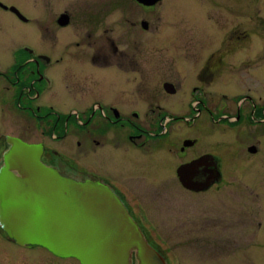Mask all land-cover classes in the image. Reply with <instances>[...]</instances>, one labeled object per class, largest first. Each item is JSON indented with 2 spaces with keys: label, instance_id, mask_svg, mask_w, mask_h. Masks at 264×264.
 Returning <instances> with one entry per match:
<instances>
[{
  "label": "flooded vegetation",
  "instance_id": "flooded-vegetation-1",
  "mask_svg": "<svg viewBox=\"0 0 264 264\" xmlns=\"http://www.w3.org/2000/svg\"><path fill=\"white\" fill-rule=\"evenodd\" d=\"M39 6L47 13L42 42L53 40L60 61L70 59L66 80L85 92L97 74H107L116 84V100L69 106L56 102L49 96L56 87L48 71L54 54L36 52L26 43L13 48L14 65L0 72V84L6 86L0 91L14 92L17 108L49 127L43 136L52 142L40 143L44 163H61L105 180L167 264H182L179 255L168 256L154 240L153 232L165 235L135 196V186L155 183L160 172L168 177L171 156L177 176L172 179L183 193L195 195L191 203L198 201L224 176L222 151L205 142L216 129L229 132L231 142L224 141L223 151L231 158L242 155L245 170L261 161L264 0H64L62 5L35 0L34 7ZM0 8L30 22L15 3L0 0ZM153 64L164 68V74H152ZM78 65L84 69L77 71ZM114 127L116 185L112 177L97 173L100 166L80 167L53 145L75 135L103 146ZM7 136L1 137V154L8 147ZM189 164H194L191 173L179 174ZM188 180L190 187L184 183ZM0 264L82 263L41 245L21 244L0 225Z\"/></svg>",
  "mask_w": 264,
  "mask_h": 264
},
{
  "label": "rangeland",
  "instance_id": "rangeland-1",
  "mask_svg": "<svg viewBox=\"0 0 264 264\" xmlns=\"http://www.w3.org/2000/svg\"><path fill=\"white\" fill-rule=\"evenodd\" d=\"M3 1L21 7L30 22L19 21L10 12L0 8V72L11 70L14 65L11 56L13 48L26 43L36 52L54 54V61L48 64V71L49 74H54L56 87L49 96L56 102L69 106L73 103L81 105L93 101L104 103L116 100V84L111 82L107 74H97L95 81L85 92L66 80L65 76L70 74L64 72L70 67V59L60 61L61 51L53 44V40L42 42L41 26L46 22L47 13L40 6L34 7L35 0ZM57 2L62 5L64 0ZM152 67V74L165 72L160 65L153 64ZM81 68L84 69V66L75 67L77 71H82ZM86 85L87 83L85 87ZM5 89L6 86L3 87ZM13 99L14 105L10 107ZM16 102L17 95L14 92L3 94L0 91V154L5 144L1 137L5 135L39 145L41 142H52L48 136H43V132L49 129L47 124L39 123L24 110H19ZM114 129L116 128L110 129L103 139V146L92 141L88 143L75 135L53 145L80 167L100 166L101 170L96 169L97 173L112 177L116 185ZM209 133L211 134L205 141L208 142L207 146L213 145L215 149L222 151L220 154L224 156L223 161H226L221 185L215 186L208 193L199 194V200L191 203L195 195L183 193L172 179H177L174 167L171 168L172 161L175 162L176 158L171 160L170 156L168 177L160 172L155 183L135 186V196L145 203L151 218L167 237L166 239L153 232L156 243L168 251V256L179 255L182 264H264V154L261 161L254 165V169L245 170L246 159L242 155L231 158L223 151L224 141L231 142L229 132L216 129ZM77 141H81L82 145L78 146ZM187 221L191 224L188 230L194 231L195 236L188 232Z\"/></svg>",
  "mask_w": 264,
  "mask_h": 264
},
{
  "label": "water",
  "instance_id": "water-1",
  "mask_svg": "<svg viewBox=\"0 0 264 264\" xmlns=\"http://www.w3.org/2000/svg\"><path fill=\"white\" fill-rule=\"evenodd\" d=\"M0 157V225L17 242L37 244L82 264H167L114 188L94 175L41 159L43 148L14 136ZM194 164L178 172L191 173ZM190 187L191 181L184 182Z\"/></svg>",
  "mask_w": 264,
  "mask_h": 264
}]
</instances>
